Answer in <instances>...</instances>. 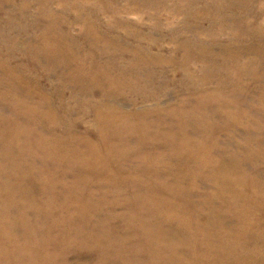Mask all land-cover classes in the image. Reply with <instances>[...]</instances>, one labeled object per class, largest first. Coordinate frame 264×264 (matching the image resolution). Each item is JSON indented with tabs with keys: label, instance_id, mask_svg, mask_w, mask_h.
<instances>
[{
	"label": "rangeland",
	"instance_id": "obj_1",
	"mask_svg": "<svg viewBox=\"0 0 264 264\" xmlns=\"http://www.w3.org/2000/svg\"><path fill=\"white\" fill-rule=\"evenodd\" d=\"M0 264H264V0H0Z\"/></svg>",
	"mask_w": 264,
	"mask_h": 264
}]
</instances>
